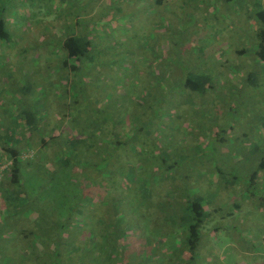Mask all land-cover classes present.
Returning a JSON list of instances; mask_svg holds the SVG:
<instances>
[{
	"label": "trees",
	"instance_id": "trees-1",
	"mask_svg": "<svg viewBox=\"0 0 264 264\" xmlns=\"http://www.w3.org/2000/svg\"><path fill=\"white\" fill-rule=\"evenodd\" d=\"M180 1L151 0L158 9L169 4L172 9L177 6L178 9L181 4L183 11L195 14L198 21L188 29L193 40H198L203 30L211 27L218 30L222 40H227L225 44L220 41L229 50L238 40H248L247 49L243 47L236 51L238 56L247 59L248 68H243L241 62L218 65L217 59L210 64L211 57L200 63L203 50L197 51L196 45H191V40L187 39L182 49L177 52L172 49L167 57L161 52L165 48L152 50L147 66L142 67L144 73L149 71L152 63L164 70L156 71L150 87L143 86L140 90L143 96L135 94L124 103L115 99L117 102L112 104L103 96V88L102 95L95 91L103 85V79L98 77L101 74H88L87 71L88 67L94 68L96 59L102 55L99 42L106 33L102 32L101 37L93 33L100 38H92L88 28L78 26V20L74 22L69 17L70 20L66 18L65 22L53 11L48 14L39 11L41 22L54 15L55 28L67 26L66 33L60 36L52 32L43 40L37 38V45L49 54L48 62L55 61L46 68H52L51 73L55 75L56 99L68 101L69 110L65 117L57 115L55 130L41 128L37 114L24 111L13 123L16 136L11 140L8 134L3 137L5 144L6 140L11 143L7 148L0 145V165L4 167L0 173V196L5 198L6 208H9L5 211L8 215L3 221L4 229L0 226V264H189L193 261L198 253L202 229L211 213L207 212L199 195L202 191L199 193L195 189L199 179L190 174L177 177L186 158L175 148L169 151L165 148L163 142L166 139L160 138L159 127H163L166 120L174 122L171 133L180 136L178 122L182 121L185 127V121L189 119V126L195 123L196 127L206 129L205 141L215 140L217 151L220 146L232 150L225 139L231 132L226 121L233 115L229 108L233 101L231 97L241 95L244 89L249 92L253 88L259 89L264 83V78L261 79L264 77L261 76L264 74V0H214L217 8L214 15L207 12L209 5ZM5 5L6 0H0V76L6 68L9 76L15 78L11 67L15 68L16 63L8 58L7 50L12 51L27 41L28 33L23 37L17 23L12 24L15 30L9 27ZM214 20L222 27L218 28ZM252 32L251 42L248 35ZM49 44L52 46L45 47ZM23 49L29 66L34 63L32 67L39 73L38 59L32 52L28 54L29 49L34 51L35 48L32 45ZM134 53L146 56L140 48L134 49ZM198 53L199 63L192 62ZM218 54V57L222 56L220 52ZM23 71L17 72L22 75ZM83 75L90 78L86 80ZM9 76L6 80L10 81ZM237 82L242 88L232 91L230 88ZM30 88L31 85H24L25 91ZM256 92L262 94L264 88ZM228 93L231 97H222ZM105 102L110 106L106 107ZM126 103L127 108L122 107L124 112L114 109ZM130 104L133 108L127 111ZM31 105L36 107L34 103ZM215 113H220L219 121L212 118ZM71 116L74 119L70 123ZM64 119L69 122L66 129L62 128ZM257 128V131L251 129L253 142L251 146H245L248 149L243 154L257 161L245 183L249 189L246 199L243 192L249 205L253 199L250 186L258 190L264 187V119L259 121ZM36 134L39 136L37 144L34 143ZM172 137L170 141H173ZM22 138L25 145L18 148ZM198 148L204 147L195 148L200 152ZM223 154L226 156L227 153ZM211 166L210 161L198 162V167L205 171H210ZM213 172H219L214 178V182H219L225 171L214 167ZM202 179L205 188L212 184L207 185L204 177L200 181ZM32 180L38 182V191L55 188V208L51 210L54 215L48 217L47 209L45 215L41 214L42 207L37 204L41 199L35 195V186L27 190ZM232 180L233 185L237 183L244 187L238 179ZM177 181L179 185L175 184ZM60 191L64 193L63 199L58 197ZM31 192V203L36 207L26 211L21 201ZM129 192L134 193L135 198L132 209L126 203L124 206L119 204L123 201L122 195ZM173 192L175 198L168 201L166 197ZM14 202L17 205L13 208ZM241 206L240 201L233 207L238 210ZM11 224L15 226L14 233ZM17 225L28 226V229L20 227L19 230ZM5 230L10 234L6 238Z\"/></svg>",
	"mask_w": 264,
	"mask_h": 264
},
{
	"label": "rangeland",
	"instance_id": "rangeland-1",
	"mask_svg": "<svg viewBox=\"0 0 264 264\" xmlns=\"http://www.w3.org/2000/svg\"><path fill=\"white\" fill-rule=\"evenodd\" d=\"M191 1L199 5H209L206 7L207 12L211 15L217 13L214 0ZM181 6L180 4L178 9V6L172 9L169 4V6L166 5L162 9H158L151 0H6L5 7L7 12L5 16L9 27L15 30L16 28L13 25L17 23L19 30L23 33V37L28 34L27 41L19 44L12 51L7 50L8 58L16 63L15 68L17 69L14 66L11 67L13 68L11 69L12 73H15L13 75H16V77L9 76L6 68L5 72L0 76V145L4 148H7L8 145L10 146L11 142L6 140L5 144L3 137L8 134L11 140L12 137L16 136H14L16 128L13 123L21 117L24 111L31 110L30 112H35L39 120H41L39 121L41 128L55 130V126L58 123L56 121L57 115L65 117V112L67 109L69 110L68 101L60 102L56 99L55 75L51 73L52 68H46L48 65H54L55 61L51 60L48 62L49 54L45 50L38 49L39 46L37 45V38L43 40L46 34H52V32L60 36V34L66 33L67 26L55 28L54 15L47 17L45 20L43 19L41 22L39 18L40 10H43L45 14L53 11L58 16L63 17L65 22L67 21L66 18L70 20L69 17L73 18L74 22L78 20V26L88 28L93 35L92 38L97 37L98 39L101 37L102 32L106 33L103 40L101 39L99 42L102 55H106V57L103 58L102 55H99L96 59L97 64H95L98 67H88L87 71L88 74L97 72L103 75L98 76L103 79V85L97 87L95 91L98 90V94L102 95L101 88H103L105 93L103 96L111 104L119 99L122 100L120 103H124L135 94H138L139 97L140 94L143 96L141 92L143 86L146 84V86L150 87L154 83L152 77H154L156 71L158 69L164 70L162 67L160 69L156 64L152 63L151 68L148 67L149 71L144 73L142 67L147 66L148 57L150 53L153 54L152 50L165 48L161 52L167 57L172 49L174 52L182 49L187 39L191 40V45H196V50H203L204 55H202L203 59L200 58V63L206 61V59L209 61V57H211L210 64H214L217 59L218 65L224 62H227V66L229 64L233 65V63L236 65L241 62L243 68H248L247 59L238 56L236 52L243 49V47L247 49L249 46L245 44H247L248 40L244 41L245 43L238 40L229 50L222 44L227 43V40H222L221 34L218 30L216 31L215 27L204 29L200 37L196 36L199 37L198 40H193L188 29L194 27L198 20L195 14L183 11L180 8ZM232 7H234V3ZM222 13H225V11ZM17 19L18 21H16ZM214 24L218 28L222 27L221 23H217L215 20ZM33 27L37 28V30H32ZM93 33L100 35V37ZM253 35V32L248 35L251 42ZM220 40H222V43ZM32 45L35 48L34 51L29 49ZM51 46L49 44L45 47ZM24 47L29 49L30 53L28 54L32 52V56L38 59L40 63L39 73H36L35 68L32 67L34 63L29 66L28 59L24 58ZM138 48L146 53V56L145 54L137 56V53H134V49ZM253 50L254 48L250 50V54ZM127 51L132 54L129 55ZM34 52L37 56L34 55ZM218 52L222 56L218 57ZM199 54L194 56L192 62L199 63ZM31 61L34 60L32 59ZM7 62L12 64L8 60ZM1 66L0 64V68ZM22 69L24 71L21 75L17 71ZM48 71L50 73H47ZM8 76L10 81L6 80ZM261 76H264V74ZM22 78L23 81H21ZM83 78L87 80L90 76L83 75ZM25 84L31 85V88L27 89V91L24 90ZM241 88L242 85L237 82L233 83V87L230 89L236 91ZM263 88L264 83L259 89H250V92L247 89L241 90L242 94H237L235 98H232L229 93L227 95L223 94V98L231 97L233 100L229 107L233 115L226 119L229 126L227 129L231 132L225 135L227 144L232 147V150H226L224 146H220L218 148L219 151H217L214 145L215 140L214 142L212 140L210 142L208 140L205 141L206 129L196 127L195 123L192 124L193 126H189V119L185 121V127L182 121L178 122L181 125V128L178 129L180 136H176L175 132L171 133L175 127L174 122L169 123L170 121L166 120L163 123L164 128L159 127L160 138L166 139V142H163L165 148L168 151L175 148V150L179 151V155L186 158L182 168L177 173V177L181 178L182 175L189 176L190 174V176L195 175L194 178L199 179L198 188L195 189H198L199 193L202 191L199 195L203 199L205 209L211 213L210 220L208 219L202 229L198 253L195 254L193 261H190L189 264H264V201H262V199L264 200V187L258 190L256 187L250 186V192L253 194L252 196L250 195L253 198L251 199L252 204L249 205V201L244 200L246 193L249 191L245 183H247L251 172L256 168L257 161L243 155L245 154L244 150L248 149L245 146L248 144L251 146L253 142L251 129L257 131L259 121L264 119V92L262 94H257L256 92L257 90L261 92ZM35 93L37 96H35ZM108 102H105L106 107L110 106ZM31 103H34L36 107L32 106ZM127 106L126 103L124 106H120V108L116 106L114 109L124 112ZM106 107L105 109L107 110ZM132 108L133 106L130 104L127 111ZM195 113L197 114V112ZM212 116V118L220 120V113H215ZM124 117L125 115L122 116V119ZM69 119L71 123L74 117L71 116ZM68 123V119H64L62 128L66 129ZM48 132L49 130H47ZM171 135H174V137ZM171 137L173 141H170ZM1 139L4 141H1ZM38 141L39 136L36 134L34 143L37 144ZM24 145L25 139L22 138L17 147L21 148ZM199 145L204 147L203 149L198 148L200 152L195 150ZM223 153H227L226 156ZM247 153L249 152L247 151ZM26 154L27 156L30 155L29 152H26ZM207 161L212 163L210 171H205L198 167V162L203 164ZM214 167H221L225 171L220 176L219 182H214V178L219 176V172H213ZM201 177H204L207 185L212 182L209 186L214 189L211 190L209 186L205 188L203 179L200 181ZM232 178L238 179L239 182L241 181L244 187H241L239 182V185L237 183L233 185ZM37 184V181L32 180L31 187L27 186V190L29 188L32 190V187L35 186V195L42 201L37 203L42 207L41 212L44 213L45 209H47L48 217L54 215L55 213L51 212V210L55 208V200L53 199L55 188L38 191ZM175 184L179 185V182L177 181ZM243 192L245 193L244 198ZM32 196L33 193L31 192L28 194V198L26 196L22 198L21 203L22 206H25L26 211H33L36 207V204H32ZM58 197L63 199L64 193L60 191ZM174 198V192L166 197L168 201H172ZM122 200V203H119L121 206L126 203L132 209L135 202L134 193L129 192L126 196L122 195ZM240 201L242 203L241 208L235 210L233 207L234 203H240ZM209 203L211 206L207 207L206 205ZM7 205L5 198L0 196V226L3 229L5 226L3 221L8 215L5 211H9V208H6ZM16 205L15 202L11 204L13 208ZM43 213L41 214H46ZM38 216L40 218V215ZM12 224L10 227L14 233L16 232L15 226ZM20 227V225H17L19 230ZM24 228L28 229V226L21 227V229ZM3 233H5V238L10 235L6 230Z\"/></svg>",
	"mask_w": 264,
	"mask_h": 264
},
{
	"label": "built area",
	"instance_id": "built-area-1",
	"mask_svg": "<svg viewBox=\"0 0 264 264\" xmlns=\"http://www.w3.org/2000/svg\"><path fill=\"white\" fill-rule=\"evenodd\" d=\"M3 168H4V167H2V166L0 165V171L3 170Z\"/></svg>",
	"mask_w": 264,
	"mask_h": 264
}]
</instances>
